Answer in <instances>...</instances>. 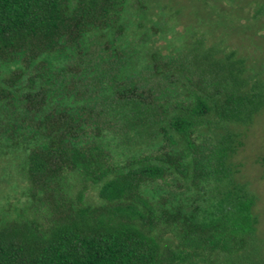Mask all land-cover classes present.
<instances>
[{"label":"trees","instance_id":"obj_1","mask_svg":"<svg viewBox=\"0 0 264 264\" xmlns=\"http://www.w3.org/2000/svg\"><path fill=\"white\" fill-rule=\"evenodd\" d=\"M148 2L0 0V156L26 183L0 264H264L234 162L264 68L197 32L125 43Z\"/></svg>","mask_w":264,"mask_h":264},{"label":"rangeland","instance_id":"obj_2","mask_svg":"<svg viewBox=\"0 0 264 264\" xmlns=\"http://www.w3.org/2000/svg\"><path fill=\"white\" fill-rule=\"evenodd\" d=\"M169 15L171 19L163 23ZM124 19L123 41L132 44L149 35V52L165 53L197 32L205 35L208 45L235 51L245 59L249 73L264 68V0H149L144 17L129 9ZM234 162L241 165L239 181L258 197L257 238L264 258V109L249 128ZM15 166V157L0 156V219L14 217L24 208L26 183ZM86 197L97 202V189H90Z\"/></svg>","mask_w":264,"mask_h":264}]
</instances>
